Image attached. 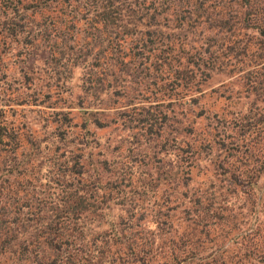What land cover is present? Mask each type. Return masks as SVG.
Instances as JSON below:
<instances>
[{"label": "trees", "instance_id": "trees-1", "mask_svg": "<svg viewBox=\"0 0 264 264\" xmlns=\"http://www.w3.org/2000/svg\"><path fill=\"white\" fill-rule=\"evenodd\" d=\"M71 1L72 11L67 8ZM80 1L0 0V22L7 25L0 29V63L8 67L4 46L16 44L18 50L13 60L8 57L17 74L0 76V264H264L260 218L250 232L217 226L209 239L210 226H199L197 218L196 226H159L157 216L146 215L154 206L194 209L196 217L209 211L200 208L209 199L207 190L187 199L184 182L197 174L202 142L215 146L218 127L204 125L205 138H199V119L210 107L211 93L241 82L264 108V0H171L166 8L144 0L125 4L123 12L112 0L104 5L92 0L93 9ZM39 18L64 22L63 29L56 28L62 36L74 30L75 21L88 22L76 37L57 41L47 29L37 30L36 23L26 28ZM120 21L132 25L124 27L123 39L136 34L121 44ZM108 24L117 30H108ZM212 32L227 35V53L240 55L227 74L231 80L218 89L204 86L221 69L215 51H202L200 34L207 39ZM75 66L82 70L81 92L64 97L66 84L60 80ZM129 92L135 95L119 106L132 105L147 118L136 125L137 132L120 136L123 123L106 118L115 113L107 110ZM103 93L106 100L86 101ZM60 101L66 110L54 109ZM259 121L264 125V117ZM109 128L119 132L104 139L112 144L108 150L101 140ZM139 138H144L145 172L139 170L144 164L127 159L129 144ZM216 150L217 162L225 151ZM261 163L253 168L254 179L246 171L240 179L234 175L230 189H249L253 199L245 201L251 200L253 215L264 211ZM219 167V181L227 179L229 170ZM124 179L129 196L136 194L130 200ZM225 185L232 187V181ZM131 200L139 201L136 213L125 206ZM89 214L105 220L108 228L86 233L79 223ZM100 234L107 239L99 240Z\"/></svg>", "mask_w": 264, "mask_h": 264}, {"label": "rangeland", "instance_id": "rangeland-1", "mask_svg": "<svg viewBox=\"0 0 264 264\" xmlns=\"http://www.w3.org/2000/svg\"><path fill=\"white\" fill-rule=\"evenodd\" d=\"M91 1V2H90ZM81 0V4L90 5L88 8L93 9L95 3H92V0ZM141 2L144 0H112L114 3L113 6H116L120 8V11L123 12L126 8L124 5L129 2ZM156 4H163V8H166L168 3H172L171 0H154ZM86 2V3H85ZM97 4L104 5L105 2H108L107 0H97ZM74 6V1L70 2V6H67L68 10L72 11L71 8ZM82 10V8H79ZM81 16V13L80 15ZM62 21H40L39 19H36L34 22H30L27 24V27L31 24H38L37 30L41 29H47L49 31L51 38H56L57 41L61 39V37H68L71 38L70 34H73V36H77V33L79 31L82 32V29L87 27L86 22L84 20H78L74 22V30L71 33H68L66 36H62V34H58L56 31L57 29H63V26H61ZM35 24V25H36ZM84 24V25H83ZM132 25L127 24L126 22L120 21V44L123 42L126 43V39L132 35L133 38L136 37L135 33L130 34L129 36H125L123 39L122 31L124 27L130 28ZM204 29L207 28L203 25ZM6 24H2L0 22V29L6 28ZM57 28V29H56ZM109 29H116L115 24H108V30ZM4 30V29H3ZM117 30V29H116ZM78 31V32H77ZM4 32V31H3ZM199 33V31H198ZM197 33V34H198ZM201 38V42L203 43L202 51L204 52L206 48H209L210 51H215L216 55V64L221 67L218 72L216 71V75L211 77V79H208L206 81L205 87L210 86L217 88L221 86V83L228 82L231 80V78L227 77L228 72L230 69L234 66L235 62L240 59V55L236 53V51L232 53H227L226 45L228 42L227 35H220V33H210L206 39V35L200 34L199 36ZM22 38V37H21ZM69 40V39H67ZM66 40V41H67ZM21 43V40H19ZM206 41V44L204 43ZM130 42V40H127V43ZM208 42V43H207ZM19 43V44H20ZM15 44V42H13ZM16 47L15 45H12ZM14 47H7L4 46L2 51L5 52V59L7 63L1 64L0 63V76L4 73H6V77H9V74H17L14 72V65L11 63L10 59H8L9 56H13L18 52ZM20 55L18 58H22ZM15 56L12 57L11 60L14 59ZM19 59H16L17 61ZM23 59V58H22ZM81 73L82 70L80 67L75 66L72 70V72L68 75V77L65 79L60 80V82H64L66 85L64 87L65 91L63 92V96L67 97L68 92H73L77 96V93L81 92ZM242 73V72H241ZM240 73V74H241ZM238 75H234L233 78H236ZM51 83L53 84L56 79H50ZM4 83L8 80H2ZM9 81L11 83V80L9 78ZM49 81V80H48ZM46 82V80H44ZM7 86V85H5ZM68 89V90H67ZM67 90V91H66ZM89 94V93H88ZM135 94L132 92L128 93V96L120 95V102L116 103V107L109 108L107 111L109 114L106 118H113L120 120L122 124V129H120V136L126 134V131H132L137 132L136 125H141L145 122V119L147 118L145 114H142L140 110H131L132 105H128L125 107H120L119 105L128 100V98L134 96ZM74 98V97H73ZM86 98L87 102H92V99L97 102L99 99L106 100V96L103 94H98L95 97H92L91 95H88ZM256 99V101L254 100ZM54 100V99H53ZM256 102V103H255ZM66 103H63L60 101L58 105L54 108L55 110H59L61 107L64 106ZM210 107L204 114V116L200 117V125H199V131L202 133L199 135V138H205L204 132L206 131V127L204 125L207 124V126L218 127V133L215 137V146L209 147L207 144V141L202 142V149L200 150V163L199 167L197 169V174L193 175L189 180L184 179L185 183L188 182V187L186 190L187 192V199L192 198L195 199L199 195L202 196L203 192L207 190L204 193V197H209L208 200L201 201L200 208H204L208 206V212H203L202 215L196 217L194 209H188L186 212H183L184 207H177L176 210H168L166 211V208H156L155 206L150 211L148 210L146 212V215L149 216H157V218L160 220L159 226H196L194 225V222L197 218L198 222L200 223L199 226H210L211 234L209 236L210 238H214L213 236V230L217 228V226H240L242 229H248V232L251 231V229L255 226V219L256 217L261 219L264 223V211L256 212L254 210H251V203L250 201H245L246 198H252L253 195L250 194V191H248V188L243 187L246 192H234L230 189L233 188V176L236 175L237 179L242 178L243 171L248 172V175H252L253 179L255 177L254 169L255 167L262 166V161H264V125L259 121L264 116V108L262 102L258 99L257 96H252L251 94H248V91L246 89V85H243V82H241V85L234 84L233 86L227 87H221L218 89L217 93H211L210 96H208V103ZM130 107V108H129ZM66 110V109H64ZM126 115L122 114L125 113ZM109 130H111L109 132ZM118 133V130H114L112 128L105 129V132L103 134V139L101 140V144L103 147H106L108 150L111 149L112 144L110 143H103L104 139L106 137H109L110 135L114 133ZM137 136V135H136ZM135 136V138H136ZM110 138V137H109ZM144 138H139L135 141L133 145L129 144L132 148L130 149V152L127 155V159L131 162L136 161L138 162V165L144 164V166H140V171L145 172L147 170V165L145 164L146 156L142 155L145 151V146L142 144ZM127 141L126 143H128ZM170 146V145H169ZM216 148H220V150L225 151L224 156H220L218 161L216 162V155L218 154V151ZM158 148L152 149L151 152H156ZM101 158V156H99ZM118 158V157H117ZM224 159V160H223ZM188 160V159H187ZM222 166L223 169L229 170V173H226L225 176H227V179L219 181L223 177V175H218V172H222V170L217 168V166ZM186 166V165H185ZM215 167L217 168L215 170ZM142 176L139 178L144 177L146 174H141ZM144 175V176H143ZM218 175V176H217ZM185 178V177H184ZM263 178L259 179L260 182H262ZM232 181V187H227L226 184ZM243 181V180H242ZM127 180L124 179V182L122 183L123 191L128 193V200L131 198H134L136 194H133L132 196H129L128 187L126 186ZM224 182V183H223ZM152 186V185H150ZM223 186V189H222ZM231 186V185H230ZM160 188V187H159ZM241 188V187H240ZM147 189V188H146ZM219 189H222L219 191ZM145 190V189H144ZM239 190V189H238ZM248 191V192H247ZM196 192V195L194 194ZM122 194V193H120ZM146 195V193H143ZM148 194V193H147ZM156 190H154V196L151 198H155ZM121 196V195H120ZM250 196V197H249ZM159 198V194L156 196ZM255 198V197H254ZM256 199V198H255ZM125 200L122 197H120V201ZM257 201V199H256ZM129 202V203H127ZM139 201L138 200H131V201H125V206L133 212H137L139 209H137V205ZM258 203V201H257ZM118 205H115V207L112 209L111 216H116V214L119 213V210L117 209ZM259 208V205H256V210ZM120 212L121 209H120ZM132 213V211H131ZM170 214L168 218H166L165 214ZM160 215V216H159ZM92 217V218H91ZM112 217V218H113ZM30 218H35V215L31 214ZM116 220V219H114ZM196 220V221H197ZM241 220H245L242 221ZM105 220L101 219L97 215H90L84 223H79L81 226H85L87 229H85L86 233L95 234L97 235L98 230H105L108 228L106 224H104ZM142 222V220L140 221ZM33 226H35V222H31ZM7 225V224H6ZM146 226H154L152 223H146ZM250 229H249V228ZM231 236V235H230ZM230 236H228L227 239H231ZM103 235L100 234L99 240H105L107 238H101ZM228 240L226 241L224 246L228 245Z\"/></svg>", "mask_w": 264, "mask_h": 264}]
</instances>
